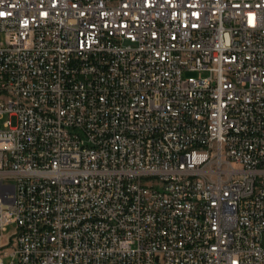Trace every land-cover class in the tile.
Masks as SVG:
<instances>
[{"label": "built area", "instance_id": "obj_1", "mask_svg": "<svg viewBox=\"0 0 264 264\" xmlns=\"http://www.w3.org/2000/svg\"><path fill=\"white\" fill-rule=\"evenodd\" d=\"M0 117V264H264V0H0Z\"/></svg>", "mask_w": 264, "mask_h": 264}, {"label": "rangeland", "instance_id": "obj_2", "mask_svg": "<svg viewBox=\"0 0 264 264\" xmlns=\"http://www.w3.org/2000/svg\"><path fill=\"white\" fill-rule=\"evenodd\" d=\"M184 76H186V77H196V74H194V73H186V74H184ZM4 122H5V118L0 117V129H2V125H3ZM13 230H14V225H9L6 228V231H5L4 234L5 235H8ZM261 245H262V247H264V233L261 234ZM4 263L7 264L8 263V260H4Z\"/></svg>", "mask_w": 264, "mask_h": 264}]
</instances>
